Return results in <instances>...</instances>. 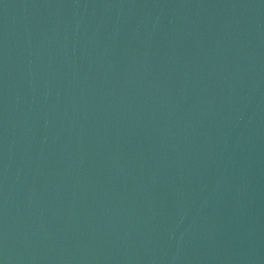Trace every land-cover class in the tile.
Returning a JSON list of instances; mask_svg holds the SVG:
<instances>
[{"label":"water","instance_id":"water-1","mask_svg":"<svg viewBox=\"0 0 264 264\" xmlns=\"http://www.w3.org/2000/svg\"><path fill=\"white\" fill-rule=\"evenodd\" d=\"M0 264H264V0H0Z\"/></svg>","mask_w":264,"mask_h":264}]
</instances>
